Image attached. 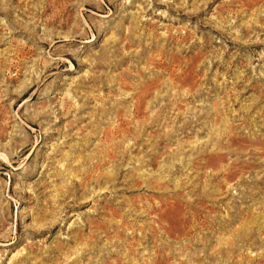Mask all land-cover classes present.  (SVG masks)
<instances>
[{"label": "rangeland", "instance_id": "1", "mask_svg": "<svg viewBox=\"0 0 264 264\" xmlns=\"http://www.w3.org/2000/svg\"><path fill=\"white\" fill-rule=\"evenodd\" d=\"M162 254L264 262V0H0V264Z\"/></svg>", "mask_w": 264, "mask_h": 264}, {"label": "bare ground", "instance_id": "2", "mask_svg": "<svg viewBox=\"0 0 264 264\" xmlns=\"http://www.w3.org/2000/svg\"><path fill=\"white\" fill-rule=\"evenodd\" d=\"M174 59V58H173ZM180 61V60H179ZM159 63V62H158ZM180 64V63H179ZM173 67V66H172ZM171 67V68H172ZM169 68V67H168ZM181 68V67H180ZM167 70V69H166ZM172 70V74H171V76H173V77H171V78H173V79H177L178 80V78H177V74H175V72H174V67H173V69H171ZM174 77H176V78H174ZM178 77H179V75H178ZM180 79V78H179ZM159 80H160V78H159ZM174 80V81H175ZM173 81V80H172ZM157 82V81H156ZM156 85V84H155ZM148 87V86H147ZM161 87V86H160ZM150 89H151V87L150 88H146V90H144L142 93H143V95L140 97V99H138V101H137V103L138 102H140L141 100H142V98H144V97H147L146 95L148 94V91H150ZM138 104H140V103H138ZM139 106V105H138ZM139 107H136V109H138ZM135 113V112H134ZM103 157H107L108 159H110L111 158V155L110 154H107L106 156L104 155ZM155 158V157H154ZM100 159V158H99ZM102 161V160H101ZM104 162V161H103ZM153 163H154V161H153ZM152 163V164H153ZM97 166V165H96ZM175 202V201H174ZM156 211V210H155ZM213 211V210H212ZM214 213V212H213ZM205 218V217H204ZM163 220V219H162ZM213 220V219H212ZM166 221V220H165ZM213 222V221H212ZM212 225V224H211ZM157 227V226H156ZM191 227V226H190ZM164 229V228H163ZM169 229V228H168ZM176 229V228H175ZM174 229V230H175ZM172 231V230H171ZM165 233V232H164ZM178 234V233H177ZM169 235V234H168ZM201 235V234H200ZM175 236H176V234H175ZM158 237V236H157ZM170 248V247H169ZM146 251V250H145ZM163 251V250H162ZM173 251V250H172ZM171 251V252H172ZM158 253V252H157ZM156 253V254H157ZM199 253V252H198ZM169 254V253H168ZM172 254H174V253H172ZM201 254V253H200ZM191 255V254H190ZM173 256V255H172ZM153 258H155V256L153 257ZM204 258H205V256H204ZM153 260H155V259H153ZM165 260H166V256L164 255V254H162L161 256L159 255L157 258H156V260H155V262H154V264H162L163 262H165ZM195 260H199V262H201L203 259L201 258V259H195ZM206 260V259H205ZM216 260V259H215ZM117 261V260H116ZM115 261V262H116ZM126 261V260H125ZM151 261V260H150ZM114 262V263H115ZM130 262H132V261H130ZM197 262V261H196ZM167 263V262H166ZM169 263V262H168ZM116 264H122V263H119V262H116ZM125 264V263H124ZM198 264V263H197ZM261 264H264V262H262Z\"/></svg>", "mask_w": 264, "mask_h": 264}]
</instances>
